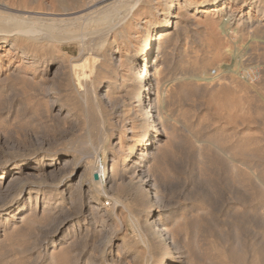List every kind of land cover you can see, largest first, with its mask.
<instances>
[{
  "label": "rangeland",
  "instance_id": "374dc122",
  "mask_svg": "<svg viewBox=\"0 0 264 264\" xmlns=\"http://www.w3.org/2000/svg\"><path fill=\"white\" fill-rule=\"evenodd\" d=\"M116 1L0 0V11L73 22L76 36L50 37L35 23L33 64L0 45V264H163L171 251L173 264H264V0H221L208 12L196 6L213 0H190L167 20V2L139 0L114 31L98 29L93 19ZM146 18L150 31L172 27L150 55L167 89L159 100L152 85L154 101L143 99L158 130L136 173L153 194L133 174L127 140L128 129L144 133L130 109L142 70L131 87L126 63H110L135 56ZM212 69L218 77L204 79ZM151 200L166 238L149 228Z\"/></svg>",
  "mask_w": 264,
  "mask_h": 264
},
{
  "label": "bare ground",
  "instance_id": "6f19581e",
  "mask_svg": "<svg viewBox=\"0 0 264 264\" xmlns=\"http://www.w3.org/2000/svg\"><path fill=\"white\" fill-rule=\"evenodd\" d=\"M162 1L167 2L165 4V7H164L162 13H161L162 14V18H161L162 20L163 19L167 20L166 18L170 15L171 9L176 4L177 5L179 4L181 6H190V5L194 4L190 0H182V2H180V0H179V2L177 1L175 3L172 2L171 0H162ZM220 1L221 0H213L211 3H204L201 6H196V7H199L200 9L198 11H201V12H208L210 10H218V8H216V9L212 8L211 9V7L217 6ZM138 4H139V0H128V1L127 0H119V1H116V2L112 3L109 7H106V9L103 11V14L101 13L100 15H98V16H100V17H98V19L97 18L93 19L96 21L95 25L100 26L98 29H101V25L107 23L108 29L113 30L112 28L115 27L116 24L118 25L121 20L125 19L128 15H131L137 9ZM8 9H10V8H8ZM112 13L117 15L116 17H114L117 20L111 19ZM175 16L176 15H173V18ZM39 18L31 17V16L23 15V14H13V13H10L9 11L8 12H4L2 10L0 11V45L4 44L6 42L9 43L8 53L10 54L11 57H14V56L16 57L18 52H20L19 61L23 60L24 58H32L31 63L32 64L35 63V59L33 58V54L31 53V49H30V46H32L33 43L40 40V38L38 36H35L37 34H32V32L35 28V25H34L35 23L37 24L38 28H40L41 30L44 29L48 33L46 35H48L50 37H58L60 39H72V38L76 37L73 33L74 28H75V26H74L75 23L72 22V23H67L64 26H58L55 23L44 24L45 22L43 23L41 21V19H39ZM224 20L226 21L227 19H222L221 22L219 23L220 29L222 30V32H224L225 35H227L229 37H233L234 30H229L227 27H225ZM86 22L88 23V21H86ZM91 22H92V20H91ZM140 22L141 23H147L146 24L147 31H146V37L143 39L142 44L140 45L139 49L136 51L135 56L132 59H130L129 58V56H131L130 53L128 51H124L123 53H121V55L113 56L111 61H110V63H112L113 66H115L118 69L122 66V64L126 63L127 68L125 69V72L121 76H122V80L127 81V84L131 85V87L135 86L134 80L132 77H134L133 75L136 71L138 72V70H136V69L139 68V70H142L141 73L139 71V74H142L141 78H140V82L138 83V86H137V88H135L136 90L133 93V97L136 98V100H135L136 102H135V104L132 105V107L130 109L133 112H136L137 121H139L138 125L140 127L144 128V133L141 134L140 138H137V137H135V135H133L134 132L132 129H128V131H127V132L131 133V135L128 136L127 140L129 142H132L129 145V149H130L129 152H136V154H137L136 158L138 159V161L133 160V164H132L133 168H134L133 174H135V175L137 174L136 172H140V170H141L140 167L144 166L145 162H147L148 158H150L151 155L153 154V151L150 150V148H155V147H152V144L156 143V140H155L156 137H154L152 134H150V132L158 130V129H156V126H155L156 123H154L153 118H152V114H151V112L153 111L152 108L154 106L153 105L149 106L147 101L143 100L144 98H146L148 101H154V98H153L154 96L150 97L148 95V93L146 94L145 91H146V89H148V87L153 85V87L155 88V91L151 92V94H155V97H158L156 99H159V96L162 94L163 88L165 87L167 89L166 85L169 83V82L165 81L167 79L162 80L159 78L160 77L159 71H158V68L155 67V60H153V61L150 60L151 51L155 45V42H159L161 39H163L168 34V29L172 28V27H170V21L169 20L157 23L155 25V27H152L153 29L151 31H150L151 26L148 23L149 19L146 18V19L141 20ZM176 24H177V21H174V25H176ZM103 27H104V25H103ZM140 28L144 29L145 27L140 26ZM108 31H110V30H108ZM157 51H158V48H157ZM84 60H85V62H87V64H86L87 66L85 65V68H86L85 70L87 71V69H88L89 73H90V71H91L90 67L93 66L90 64V56L87 55V57H85V59H83L82 65L85 64ZM150 62H152V63H150ZM31 63L29 62V64H31ZM73 65H76V64H73ZM79 66L78 67L72 66V69H79ZM140 66H141V69H140ZM81 67L82 66H80V68ZM83 67H82V69H83ZM94 67L92 68V70L94 69ZM78 71H80V69ZM86 71H82V72L84 73ZM160 74L162 76L161 70H160ZM168 80H170V79H168ZM135 82H136V80H135ZM133 90L134 89H132L131 91H133ZM48 92L54 93L53 90H49ZM165 93H166V91H165ZM161 97H162V95H161ZM162 100H161V103H162ZM155 101H157V100H155ZM156 103H158V102H156ZM156 106H158V108H159L161 106V104H160V106L159 105H156ZM158 116H160V114ZM138 144L141 146H145L144 148H146V149H138L139 151H136L137 150L136 147ZM0 172L1 173L6 172V169L1 168ZM19 172H22V170L17 169L16 171H14V173H19ZM140 174H142V173L137 174L138 175L137 182L139 183L140 186L145 188V194H153L154 188L149 186L150 185V178L144 177ZM2 177H4V175H2ZM44 204L48 205L49 201L45 200ZM159 215H160V207H159L158 200H156V201L151 200L149 203V206L147 208V215H146V217H153L152 221L151 222L149 221V228H151V230L160 238L161 237L166 238L165 232H163L164 228H161L162 227L161 225L163 224V222H162V220L159 219ZM174 253H176V251H171V253L169 252V256H167L163 260V264L176 263L177 261L175 260L174 257H176L177 255L175 256Z\"/></svg>",
  "mask_w": 264,
  "mask_h": 264
},
{
  "label": "built area",
  "instance_id": "2783aa9c",
  "mask_svg": "<svg viewBox=\"0 0 264 264\" xmlns=\"http://www.w3.org/2000/svg\"><path fill=\"white\" fill-rule=\"evenodd\" d=\"M241 75H242V77L247 78V79L250 77V73H249V72L243 73V74H241ZM217 77H218V74H217L216 70H215V69H212V70L209 72V74H207V75L205 76L204 79H215V78H217Z\"/></svg>",
  "mask_w": 264,
  "mask_h": 264
}]
</instances>
